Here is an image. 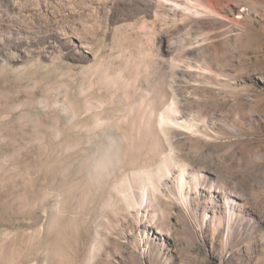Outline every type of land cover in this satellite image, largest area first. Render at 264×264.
I'll use <instances>...</instances> for the list:
<instances>
[{
	"label": "rangeland",
	"instance_id": "rangeland-1",
	"mask_svg": "<svg viewBox=\"0 0 264 264\" xmlns=\"http://www.w3.org/2000/svg\"><path fill=\"white\" fill-rule=\"evenodd\" d=\"M0 264H264V0H0Z\"/></svg>",
	"mask_w": 264,
	"mask_h": 264
},
{
	"label": "bare ground",
	"instance_id": "bare-ground-1",
	"mask_svg": "<svg viewBox=\"0 0 264 264\" xmlns=\"http://www.w3.org/2000/svg\"><path fill=\"white\" fill-rule=\"evenodd\" d=\"M176 9L183 10L184 12L188 13L192 16H199L200 13L197 12V10L185 7L183 5H180L175 2L169 3ZM155 100L158 102V107L154 106V102L152 101H144L145 107L143 112H141L138 124L142 128V131L140 130V141L142 144H144V141L150 142V145L148 147V155L149 159L153 158H161L162 159V165L163 170L166 172V175L169 174L172 170V168L179 167L178 176L176 177L178 187L181 191L186 190L188 188V191H196L197 189L201 188L203 183V175L200 170H194L190 172L188 168L185 165H181L180 161L175 159V157L172 155L171 152L164 153V150L162 149L161 145V135L159 134V128L165 125H175L178 126L177 123V116L178 112L174 109V105H168L165 97L166 95L163 93V90L161 92H157ZM166 105H168L166 108H164ZM164 108V109H162ZM162 109V110H161ZM230 119V118H229ZM131 125V124H130ZM179 127V126H178ZM190 129L189 131H192L194 134L199 133L200 130L198 129L197 124H191L189 125ZM142 148L141 146H137V149ZM165 154V155H163ZM96 168L100 167V163H96ZM146 179V178H145ZM148 180V186L153 190L155 193H159V184H154L150 178ZM190 188V189H189ZM145 190V189H143ZM137 197V196H136ZM182 201L183 198H182ZM151 203V199L148 196V193L145 191H141L139 196L137 197V204L140 208L138 215L147 216V205ZM226 224L229 227L230 223H232V220L234 218V212L229 208V210L226 212ZM202 223L203 225H207V222L210 220L211 226L213 227L214 232L217 231L221 225L222 221L218 217L215 216L208 218L206 214L202 216ZM229 229V228H228Z\"/></svg>",
	"mask_w": 264,
	"mask_h": 264
}]
</instances>
